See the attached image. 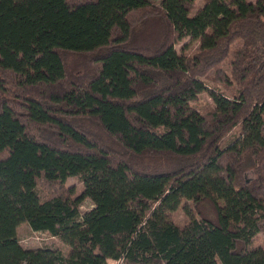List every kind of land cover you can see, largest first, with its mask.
<instances>
[{
  "label": "trees",
  "instance_id": "16d2710c",
  "mask_svg": "<svg viewBox=\"0 0 264 264\" xmlns=\"http://www.w3.org/2000/svg\"><path fill=\"white\" fill-rule=\"evenodd\" d=\"M196 1L0 0V264H264V0Z\"/></svg>",
  "mask_w": 264,
  "mask_h": 264
},
{
  "label": "rangeland",
  "instance_id": "374dc122",
  "mask_svg": "<svg viewBox=\"0 0 264 264\" xmlns=\"http://www.w3.org/2000/svg\"><path fill=\"white\" fill-rule=\"evenodd\" d=\"M155 4H161L163 0H150ZM254 1V0H253ZM206 0H197L196 1V9L194 13L201 8L205 4ZM200 43L197 40L186 39L185 41L177 44V49L182 52H186L189 55H192L199 50ZM224 67L228 70V67L224 65ZM215 71L212 70L209 73L208 77H205V80L209 84L211 88H215L218 91H222L227 93L228 95H232L236 93L238 86L234 83L232 86H227L225 83L218 82L214 80ZM193 107L197 109L201 114H206L210 111L215 110L216 104L214 100L211 98L210 94L207 92H203L199 95L196 101L192 102ZM241 130V123L233 127L226 136V142L228 143L231 138L238 135ZM262 171L264 172V161L261 164ZM256 173L253 170L248 171L247 178H255ZM66 187H74L75 188V196H79L84 191V183L80 176L69 177L66 182ZM39 194L41 197H46L49 194V190L45 186V184L40 183L38 188ZM94 207V203L90 198L85 199L81 204V211L86 212ZM186 207L193 210L192 201L185 200L182 205L175 211L170 213L171 219L181 225L184 226L187 224L189 217L186 213ZM19 239L21 244L25 248L36 249L42 247H50L55 250L61 251L63 255H68L70 252V247L63 243L59 238L51 235L48 231H33L28 225L23 224L19 231ZM253 247H261L264 248V230L260 232L253 241ZM109 264H129L124 259L114 260L110 259Z\"/></svg>",
  "mask_w": 264,
  "mask_h": 264
}]
</instances>
